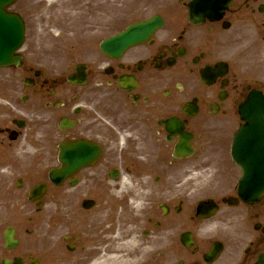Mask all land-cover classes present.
Here are the masks:
<instances>
[{
	"label": "flooded vegetation",
	"instance_id": "flooded-vegetation-1",
	"mask_svg": "<svg viewBox=\"0 0 264 264\" xmlns=\"http://www.w3.org/2000/svg\"><path fill=\"white\" fill-rule=\"evenodd\" d=\"M65 1L57 34L28 32L19 65L0 68V264H264V195L240 200L231 156L240 106L264 95V0ZM157 18L146 40L103 51ZM181 131L212 166L206 189L186 197L173 158ZM62 143L90 160L58 185L49 173ZM157 186L167 194L133 197L143 206L120 247L111 192ZM202 200L216 207L198 214Z\"/></svg>",
	"mask_w": 264,
	"mask_h": 264
},
{
	"label": "water",
	"instance_id": "water-1",
	"mask_svg": "<svg viewBox=\"0 0 264 264\" xmlns=\"http://www.w3.org/2000/svg\"><path fill=\"white\" fill-rule=\"evenodd\" d=\"M11 0H0V7L4 4H7L9 3ZM12 38H14V36L12 35L11 36ZM17 44L20 43V39L19 37H17ZM118 43H119V49H123L127 46V44L132 41V32L130 33H126L124 36H122L119 40H117ZM6 44H9V41L5 40ZM6 47L8 45H5ZM12 47L10 46L9 49H8V52L11 54V51H12Z\"/></svg>",
	"mask_w": 264,
	"mask_h": 264
},
{
	"label": "rangeland",
	"instance_id": "rangeland-1",
	"mask_svg": "<svg viewBox=\"0 0 264 264\" xmlns=\"http://www.w3.org/2000/svg\"><path fill=\"white\" fill-rule=\"evenodd\" d=\"M48 24H49V23H48ZM48 24L45 25V28H46V29L48 28V26H47Z\"/></svg>",
	"mask_w": 264,
	"mask_h": 264
}]
</instances>
